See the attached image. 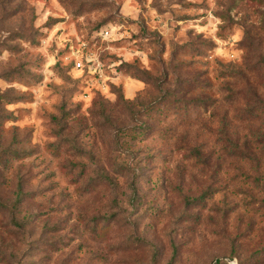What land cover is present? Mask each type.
Masks as SVG:
<instances>
[{"label": "rangeland", "instance_id": "374dc122", "mask_svg": "<svg viewBox=\"0 0 264 264\" xmlns=\"http://www.w3.org/2000/svg\"><path fill=\"white\" fill-rule=\"evenodd\" d=\"M18 183L0 264H264V0H0Z\"/></svg>", "mask_w": 264, "mask_h": 264}, {"label": "trees", "instance_id": "16d2710c", "mask_svg": "<svg viewBox=\"0 0 264 264\" xmlns=\"http://www.w3.org/2000/svg\"><path fill=\"white\" fill-rule=\"evenodd\" d=\"M140 71H138V73H136L137 75H136V77L135 78H141V73H139ZM142 80V79H141ZM120 100H123V96H122V94H120L119 95V97H118ZM181 105H174V104H172L171 105V107H173V109H174V112L175 113H177V110H178V108L180 107ZM161 113V111L159 110V111H157L155 114H156V116L158 115V114H160ZM146 129H148V126L146 125V124H142V125H140L139 126V128H138V131L141 133V131L142 132H145V130ZM73 147H75V145H72ZM119 166V165H118ZM104 179H107V180H110V179H108L107 177H106V175H104V177H103ZM24 197V193H23V191L21 190V185H20V183H18L17 184V189H16V191H15V200L12 202V203H10V202H5V203H3V202H0V205H2L3 207H5V208H10V210L12 211V213H13V215L15 214V211H16V208H17V206H18V204L20 203V201H21V199ZM91 227L94 229V228H96V222H93L92 223V225H91Z\"/></svg>", "mask_w": 264, "mask_h": 264}, {"label": "built area", "instance_id": "2783aa9c", "mask_svg": "<svg viewBox=\"0 0 264 264\" xmlns=\"http://www.w3.org/2000/svg\"><path fill=\"white\" fill-rule=\"evenodd\" d=\"M80 64L79 63H77V66H79Z\"/></svg>", "mask_w": 264, "mask_h": 264}]
</instances>
